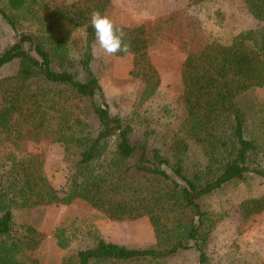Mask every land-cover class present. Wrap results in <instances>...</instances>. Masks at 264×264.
Returning <instances> with one entry per match:
<instances>
[{
	"label": "trees",
	"instance_id": "16d2710c",
	"mask_svg": "<svg viewBox=\"0 0 264 264\" xmlns=\"http://www.w3.org/2000/svg\"><path fill=\"white\" fill-rule=\"evenodd\" d=\"M197 1V0H195ZM258 21L227 41L205 38L197 18L173 11L147 23L118 25L133 56L132 74L144 82L131 116L113 114L99 101L94 70L93 10L107 13L111 0H0V26L16 40L0 50V264H41L27 252L43 234L15 228L14 212L82 199L110 219L149 216L156 242L129 247L104 238L93 223H63L53 236L76 252L60 264H168L191 248L211 264L205 245L227 214L208 200L227 185L264 179V0H242ZM1 31V30H0ZM160 37L179 45L183 114L145 129L142 107L161 86L149 49ZM50 140L63 148L68 189L46 173L26 141ZM244 219L264 212V189L240 202ZM262 262V263H261ZM264 264V258L261 261Z\"/></svg>",
	"mask_w": 264,
	"mask_h": 264
},
{
	"label": "rangeland",
	"instance_id": "374dc122",
	"mask_svg": "<svg viewBox=\"0 0 264 264\" xmlns=\"http://www.w3.org/2000/svg\"><path fill=\"white\" fill-rule=\"evenodd\" d=\"M54 4L70 3L76 0H50ZM180 11L194 16L202 25L205 38H220L227 41L241 29L256 25L258 21L248 13L242 0H111L107 15L118 25L147 23L164 14ZM0 22H2L0 20ZM0 50L16 40V34L7 26H0ZM149 54L161 75V86L157 94L142 107L150 108L146 124L137 125V137L143 138L145 129L168 119L169 112L183 114L180 100L183 91L181 66L186 52L166 37H160L149 49ZM94 70L99 76L102 96L99 101L109 105L113 114L131 116L140 99L144 82L131 72L133 56L118 53L106 55L94 47ZM14 71L13 67L0 71V79ZM264 100V88L256 91ZM29 153H38L52 183L61 191L68 189L67 168L63 148L50 140L26 141ZM264 163V157L262 158ZM264 179L250 178L247 182L227 185L215 193L207 202L227 216L218 224L205 245L211 264H261L264 258V212L244 219L240 202L244 197L260 193ZM75 220V221H74ZM75 225L93 223L104 238L129 247H150L155 244V234L149 216L136 219L114 220L101 213L82 199L71 204H53L33 208H18L13 223L17 230L33 228L43 234L41 243L27 253L41 264H60L63 257L76 252L87 243L76 241L69 249H60L53 232L63 223ZM261 262V263H260ZM168 264H199L196 248L184 250L168 260Z\"/></svg>",
	"mask_w": 264,
	"mask_h": 264
},
{
	"label": "clouds",
	"instance_id": "9594fccd",
	"mask_svg": "<svg viewBox=\"0 0 264 264\" xmlns=\"http://www.w3.org/2000/svg\"><path fill=\"white\" fill-rule=\"evenodd\" d=\"M90 25L94 29L96 43L106 55L130 53L131 45L126 41L124 30L109 15L93 10Z\"/></svg>",
	"mask_w": 264,
	"mask_h": 264
}]
</instances>
